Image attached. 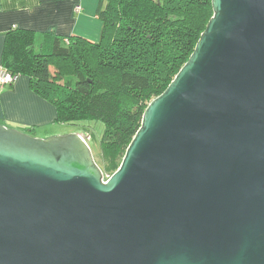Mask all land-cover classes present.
<instances>
[{"label": "water", "instance_id": "water-1", "mask_svg": "<svg viewBox=\"0 0 264 264\" xmlns=\"http://www.w3.org/2000/svg\"><path fill=\"white\" fill-rule=\"evenodd\" d=\"M104 181L78 134L0 125V264H264V0H212Z\"/></svg>", "mask_w": 264, "mask_h": 264}, {"label": "trees", "instance_id": "trees-1", "mask_svg": "<svg viewBox=\"0 0 264 264\" xmlns=\"http://www.w3.org/2000/svg\"><path fill=\"white\" fill-rule=\"evenodd\" d=\"M98 17L99 43L50 31L37 51L35 32H9L2 67L29 78L31 90L54 105L57 124L102 122V150L113 163L121 156L116 172L146 109L131 106L164 93L193 54L213 8L212 0H99Z\"/></svg>", "mask_w": 264, "mask_h": 264}, {"label": "crops", "instance_id": "crops-1", "mask_svg": "<svg viewBox=\"0 0 264 264\" xmlns=\"http://www.w3.org/2000/svg\"><path fill=\"white\" fill-rule=\"evenodd\" d=\"M98 8L99 0H0V67L6 36L15 29L35 32L40 46L50 31L65 40L80 37L99 43L103 23ZM55 120L54 105L31 90L27 76L20 75L0 91V125L25 132L51 126Z\"/></svg>", "mask_w": 264, "mask_h": 264}, {"label": "rangeland", "instance_id": "rangeland-1", "mask_svg": "<svg viewBox=\"0 0 264 264\" xmlns=\"http://www.w3.org/2000/svg\"><path fill=\"white\" fill-rule=\"evenodd\" d=\"M39 38V37H38ZM40 40L37 39L36 42V50L39 51L40 48ZM54 72V70H53ZM154 95L150 96L139 103L133 104L131 106L132 111H137L138 109H147L149 104L156 99ZM145 109V110H146ZM105 132V125L99 121H85L79 122L73 125L66 124H57L54 123L51 126L44 127L39 130H34L29 133L32 137L40 138V139H48L54 136H65L69 134H78L81 135L87 142L90 147L94 159L98 166L101 168L104 176H112L113 172L115 173V169L113 166L119 165L121 162V156L115 160L113 163V159L110 156V153L104 152L101 148V140L103 138V134ZM123 161V160H122ZM114 164V165H113Z\"/></svg>", "mask_w": 264, "mask_h": 264}, {"label": "built area", "instance_id": "built-area-1", "mask_svg": "<svg viewBox=\"0 0 264 264\" xmlns=\"http://www.w3.org/2000/svg\"><path fill=\"white\" fill-rule=\"evenodd\" d=\"M19 78V75L11 74L6 68L0 67V91L6 86L12 85ZM111 176H104V181H107Z\"/></svg>", "mask_w": 264, "mask_h": 264}]
</instances>
